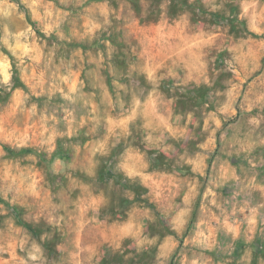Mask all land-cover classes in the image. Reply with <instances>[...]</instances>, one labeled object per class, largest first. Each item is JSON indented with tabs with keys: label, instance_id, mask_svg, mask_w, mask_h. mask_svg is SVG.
<instances>
[{
	"label": "rangeland",
	"instance_id": "1",
	"mask_svg": "<svg viewBox=\"0 0 264 264\" xmlns=\"http://www.w3.org/2000/svg\"><path fill=\"white\" fill-rule=\"evenodd\" d=\"M0 264H264V0H0Z\"/></svg>",
	"mask_w": 264,
	"mask_h": 264
},
{
	"label": "trees",
	"instance_id": "2",
	"mask_svg": "<svg viewBox=\"0 0 264 264\" xmlns=\"http://www.w3.org/2000/svg\"><path fill=\"white\" fill-rule=\"evenodd\" d=\"M10 58H11V60H12V57H10ZM14 79H15V81H17V80H18L16 76H14Z\"/></svg>",
	"mask_w": 264,
	"mask_h": 264
}]
</instances>
